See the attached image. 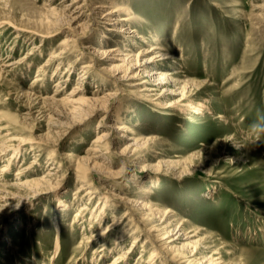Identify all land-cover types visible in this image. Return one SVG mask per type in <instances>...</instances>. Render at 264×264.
<instances>
[{"label":"rangeland","instance_id":"obj_1","mask_svg":"<svg viewBox=\"0 0 264 264\" xmlns=\"http://www.w3.org/2000/svg\"><path fill=\"white\" fill-rule=\"evenodd\" d=\"M60 1L0 0V59L11 54L12 58L21 60L32 46L45 43L41 56L38 53L27 64L18 66L19 70L6 73L7 82L2 81L3 75L0 77V146L7 147L6 153L19 151L9 169L0 171V180L30 165L36 157L40 164L25 179L46 174L54 155L57 165L61 164L60 174L73 171L74 166L67 168L68 154L85 155L96 134L105 127H98L103 123L101 118L105 112L97 116L68 112L69 117L60 118L65 125L59 127L47 124L50 118L56 121V115L50 113L52 116L47 119L44 114L49 111L41 114L38 108L35 109L37 125L32 120L28 125L22 119L31 102L23 91L28 90L39 66L67 36L56 33L45 37L52 21L47 8L59 7ZM214 1L219 4L213 5ZM124 3L130 9L132 24L138 25L149 40L142 48L160 43L174 57L167 68L178 67L182 71L180 80L191 95L188 103L206 102L208 109L203 113L185 109L177 115H166L163 105L142 98H148L141 91L143 86L122 85L119 95L109 104L112 117L107 124L119 120L130 130L129 134L135 132L131 134L138 136L142 144L133 146L129 154L142 156L125 163L116 153L130 141L121 137L120 132H114L108 154L115 162L111 168L118 171L126 166L125 174L113 180L96 173L91 178L92 186L104 196L111 191L132 198L139 197L132 190L143 194L146 188L152 187L155 192L150 200L160 213L156 223L165 211L174 212L173 218L182 221L187 234L178 243L176 252L187 255L191 264H198L197 257H201L193 254L195 250L205 247L216 251L223 264H264V137L255 144L256 138L249 131V124L256 119L258 111L264 112V0H127ZM52 15L54 21L63 17ZM2 19H8L13 26L2 23ZM86 34L92 38L91 45L104 42L106 35L110 44L124 48L128 44L135 51L140 49L133 41L97 26L94 32ZM138 41L141 46L143 43ZM78 54L79 51L65 58L58 75L57 65L48 66L46 81L38 82L33 91L52 96L58 81L68 76L66 70L70 68L72 74L61 95H68L83 78L84 86L90 91L98 89L101 79L107 78L95 68L87 77L80 76L83 62L77 61ZM111 88L115 87L106 80L101 92ZM220 115L224 117L219 118ZM16 134L31 139L19 146L20 142L13 138ZM8 158L0 149V169ZM66 179L60 177L54 182L61 183L60 187H46L40 196H33L37 194L34 193L24 197L7 211L0 208V264H103L119 253L121 249L96 263L91 258L98 242L91 244L86 256L82 255L84 246L74 252L85 233L82 225L71 227L81 202L75 200L76 176L71 174ZM61 195L72 203L65 210L59 209ZM98 199L99 195H95L94 207ZM124 210L125 206L117 204L109 207L107 211L115 214L103 224L120 218ZM55 217L65 227L61 238ZM33 222L36 223L31 228ZM98 229V225L94 226L93 233ZM137 236L129 238L123 249ZM146 239L151 240L142 231L140 244L127 264H136L142 253L150 255L147 251H152L153 244L146 243ZM59 240L63 247L57 253ZM12 243L20 251H12ZM13 252L21 255L17 257ZM164 260L158 264H174Z\"/></svg>","mask_w":264,"mask_h":264},{"label":"bare ground","instance_id":"obj_2","mask_svg":"<svg viewBox=\"0 0 264 264\" xmlns=\"http://www.w3.org/2000/svg\"><path fill=\"white\" fill-rule=\"evenodd\" d=\"M125 1L127 0H61L59 2V7L49 6L47 8L50 12V14H48L52 17H49V21L52 20V24L50 23L47 27L48 30L46 31L45 37H50L56 33H63L67 36L62 38V42L58 45V48L55 51H52L48 60L39 66L37 74L28 86V90L23 91V95H26L31 102L22 119L24 123L26 122L28 125L29 123L31 124L29 120L35 121L36 123L38 117L35 113V109L38 108L41 114L45 113L46 110L49 111L47 114H44L47 119L51 114L56 115V121H54L55 119L51 120L50 118L48 119L49 121L47 124H50L51 127H59V125L64 124L60 118L69 117L68 112L73 115L81 112L82 114L84 113L92 116H97L100 112H105V115L101 118L103 123L98 124V127L103 125V127L105 126L106 128L104 127L103 130H100L96 134L92 146L87 149L88 152H85V155L68 154L70 157V164L67 168L74 166L73 171L67 170L60 174L59 167H61V164L59 162V165H57V160L54 158L56 155H54L53 162L49 166L47 173L44 175L25 179L28 173L36 171L35 165L40 164V160L36 157L34 162L30 165L24 166L25 168H20L15 174L10 175L5 179L1 178L0 201L3 202V204H0V208L7 211V209L13 207L17 201H21L24 197H29L34 193L37 194L33 196L43 194L46 187H60L61 183L55 185V180H58L62 176L63 179H66L67 176L74 174L76 176L75 182L78 184L75 190V194H77L75 200L78 203L81 202V205L74 212L71 227L75 229L82 225L83 232L85 233L83 235V240L81 241L82 243L78 245V248H76L74 252H78L80 248L84 246L82 255L86 256L88 255L91 244L98 242L97 248L91 258L92 260H95L97 263L100 258L106 259L109 253L112 254L115 250L121 249L119 253L113 257L112 261L103 264H127L131 255L135 252L138 243L140 244V236L143 231L145 235L151 239H146L145 241L146 243L147 241L151 242V245L153 244L151 248L152 251H147V255L150 254L149 256H146L144 253L140 254L136 264H158L164 259H168L174 262V264H191L190 258L186 257L187 255H182L176 252L178 243L181 239H184V235L187 234L185 233L186 229L183 227L182 221L173 218L174 212L165 211L159 218L160 222L156 223L160 213H158L157 208H155V205L150 200L155 192L152 187L146 188L144 190L145 193L143 194L132 190L131 192L133 194L139 196L137 198H132L111 191L104 196L96 187L92 186L91 178H95L96 173H100L102 176L104 174L109 177L107 179L113 178V180L118 179L115 177H120L125 174L126 166H122L118 171L111 168L115 162L110 157L112 155L108 154L113 146L110 140L112 139L111 137L114 132H117V134L120 132L121 137H125L130 141L124 149L119 150V152L116 153L125 160V163L129 164L142 156L135 153L132 155L129 154L132 152L131 150L133 146L142 144L138 136L131 134H135V132L129 134L128 132H130V130L126 125H121L119 120H116L115 123L107 124L108 119L112 117L111 112L108 110L109 104L114 97L119 95V90L122 89V85H131L136 88L143 86L141 91L145 93L148 98L141 97L153 104L163 105V107H165L163 112L166 115H177L178 113L185 112V109L191 111L194 110L197 113H203L208 109L206 102L197 105L188 103L191 95L189 88H186L185 83L180 80V73L182 71L179 70L178 67L174 70L167 68L170 67L169 62H171L174 57L167 53L160 43H155L151 46L149 45L148 47L142 48V45L144 46L149 40L145 35H142L140 27L137 28L138 25L132 24L130 9L128 6H125ZM214 4L217 5L219 3L214 1L213 5ZM52 14H61L63 17L54 21L55 19H53L54 17ZM3 22L12 25V22L10 23L8 19H2V23ZM96 26L105 29V31H111L121 35L128 41H133L135 46L140 49L135 51V49L127 47L128 44L125 48L119 44H110L108 41L109 38L106 35L104 36V42H97L98 44L96 45L89 44V42L92 41V38L86 33L88 31L94 32ZM104 34H106V32H104ZM139 39L143 43L141 46H139ZM44 47L45 43L40 44L39 46H32V49L29 50L21 60H16L14 57L12 58L11 54H7L4 58H1L0 77L2 75L4 77H2V81L7 82L5 79L7 72L11 71V73H13V71L18 69V66L20 68L21 65L27 64V60L38 55V53L40 54L39 56H41L42 53H44ZM78 51L80 54L77 56V61L83 62L81 65L82 73L80 76L87 77L91 70L95 68L100 72V75L107 78L106 80L112 82L113 87L115 88L103 91L102 93L101 91L106 84V80L101 79L100 84L97 85L98 89L90 91L84 86L85 81L83 78V82H79V84H77L68 95L63 96L61 94L65 89L64 84L70 80L72 74V68H70L66 70L67 72L65 71L68 73V76L58 81L57 88L52 96L45 95L42 91H33L38 82L46 81L48 66L57 65L55 72L56 75H58L61 67L65 63V58ZM9 83L11 84V82ZM135 95L140 96L139 94ZM173 95H177V97H174ZM170 96H173V98L166 99ZM164 98L166 100H164ZM158 99L161 101H155ZM4 116L5 115H3V117ZM222 117L224 116H219V118ZM13 138L20 142L19 146L24 145L23 143L27 139H31L21 134H16ZM49 140H51V136ZM6 148L0 146L1 153L3 155H8L9 157L8 161L1 166L0 171L2 172L9 169L10 165H12L19 155V151L17 150L6 153L8 152ZM4 149L7 151H4ZM122 189H125V187ZM95 195H99L97 207L92 205ZM86 199L87 202H84ZM114 200H117L116 204L118 206H125L126 210L123 211L120 218H113L107 224H103L111 214H115V211H107L109 207H116ZM29 201L30 200L27 202ZM69 202L63 198L62 195L59 196V209L65 210L68 208V205L70 204ZM60 220L58 217H55V224L57 230H59L61 238L62 231L65 227ZM35 223L36 222H33L31 228H34ZM96 225L99 226V229L93 233L92 228ZM90 230L91 233L89 232L90 234L87 235ZM138 232L140 233L137 234ZM116 233L118 234L117 236H115ZM135 235L139 236L135 237V240H133L129 247L123 249L122 246L124 243ZM185 238L188 239V236ZM62 247V242L59 240L56 244V252L60 253ZM207 249L208 248L206 247L204 250L196 249V253H193L194 255H201L199 259L197 257L198 264H223V260L217 255L216 251L212 252V250ZM11 250L20 251V247L12 243ZM14 253L17 257L21 255L20 253L18 254V252H13V254ZM164 264L166 263L164 262Z\"/></svg>","mask_w":264,"mask_h":264},{"label":"clouds","instance_id":"obj_3","mask_svg":"<svg viewBox=\"0 0 264 264\" xmlns=\"http://www.w3.org/2000/svg\"><path fill=\"white\" fill-rule=\"evenodd\" d=\"M249 131L256 138L255 144L264 137V112L258 111L256 119L249 124ZM233 144L237 147L235 143Z\"/></svg>","mask_w":264,"mask_h":264}]
</instances>
